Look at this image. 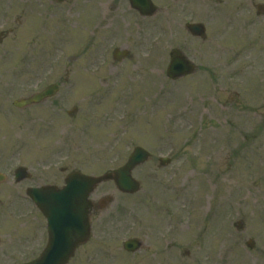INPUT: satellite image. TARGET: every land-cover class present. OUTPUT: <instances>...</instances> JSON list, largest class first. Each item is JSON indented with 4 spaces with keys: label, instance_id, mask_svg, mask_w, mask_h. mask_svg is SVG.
<instances>
[{
    "label": "rangeland",
    "instance_id": "374dc122",
    "mask_svg": "<svg viewBox=\"0 0 264 264\" xmlns=\"http://www.w3.org/2000/svg\"><path fill=\"white\" fill-rule=\"evenodd\" d=\"M76 1L80 13L72 11L57 29L27 19L26 0H0L4 193L13 191L19 166L62 183L61 167L99 176L141 146L152 155L134 172L141 191L124 195L112 182L99 187L93 197L107 194L112 201L103 199L91 241L70 264H264L261 73L233 72L226 63L223 73L219 49L208 51L206 43L201 49L196 40L194 49L204 52L198 64L210 63V72L201 68L173 81L168 47L180 39H167L160 55H147L140 39H124L120 13L109 12L107 5L121 0ZM124 42L135 55L122 64L112 53ZM50 83L61 84L56 97L14 107ZM161 157L171 163L161 166ZM8 198L3 194L0 208L3 252L9 241L38 243L37 230L45 225L35 211L37 219L30 220L25 200ZM134 237L143 248L126 253L123 242Z\"/></svg>",
    "mask_w": 264,
    "mask_h": 264
},
{
    "label": "flooded vegetation",
    "instance_id": "af4514ba",
    "mask_svg": "<svg viewBox=\"0 0 264 264\" xmlns=\"http://www.w3.org/2000/svg\"><path fill=\"white\" fill-rule=\"evenodd\" d=\"M26 2L27 12H29L27 19L34 18L39 22H50L49 24L57 29L64 28L61 24H65L66 17L71 15L72 11L75 12L78 6L76 0H26ZM107 7L110 13H120L124 39L125 36L129 38L130 34L133 38L140 39L143 46L141 50H145L147 55H160L164 48L162 46L168 43L167 39L173 41L180 39L179 45L174 42L172 47H168L169 54L175 55L176 52H180L195 64L197 71L203 68V71L210 72V63L202 62L201 66L198 64L199 57L202 61L204 52L196 51L193 41L199 40L202 43L201 49L204 48V43L208 51L214 47L212 49H216L217 53L219 49L218 66L223 73L224 63L233 72L240 71L244 67L246 70L255 72V76H259L260 72L259 83L261 86L264 85V0H121L120 5L113 3ZM75 13L80 12L77 9ZM116 17L112 16L111 19ZM215 21H217L216 24ZM216 34H218V41L214 37ZM125 48L124 42L120 56L117 50L114 51V56L122 59L124 63L133 59L135 55L130 50H127L125 54V50L128 49ZM74 171L76 170L68 167L62 168V183L44 181V178L36 171L33 173L29 171L26 180L17 182L14 178V182L10 183L13 191L8 193H4L2 189L5 178L0 173V208L3 194L9 197L8 199L25 200L31 207L28 215L30 220H35L37 218L33 217L40 215L45 222V225L37 230H41L38 243H34L31 239L26 246L17 247V241H9L3 252V242L0 237V264L13 263L16 260H20L18 263H25L41 256L49 243L47 220L39 210L37 215L33 214L36 209L33 210L35 206L28 195L32 196L34 188L49 185L63 187L65 179ZM97 200L98 198L93 197L92 218L97 213V209L103 207L102 204L95 203ZM1 223L0 218V232ZM78 250L69 263L79 258Z\"/></svg>",
    "mask_w": 264,
    "mask_h": 264
},
{
    "label": "water",
    "instance_id": "95a60500",
    "mask_svg": "<svg viewBox=\"0 0 264 264\" xmlns=\"http://www.w3.org/2000/svg\"><path fill=\"white\" fill-rule=\"evenodd\" d=\"M193 72V68L185 57L173 58L168 69V75L173 80ZM55 94V87L46 89L40 94H35L28 99L17 103L19 107H24L33 103H39L45 98ZM150 154L138 147L131 155L128 163L117 170L114 175L108 174L100 178L87 177L76 174L67 181V186L62 190L46 189L35 190V192H45V197H36L46 216L49 218V229L51 239L54 242L50 249L37 261L29 264H67L74 250L81 243L88 241L90 237L89 211L91 203L89 195L95 186L104 180H115L118 188L125 192H137L139 183L131 175L133 169L145 163ZM20 171V172H19ZM19 174L25 177V170H19ZM138 240H130L124 247L128 251H136L140 248Z\"/></svg>",
    "mask_w": 264,
    "mask_h": 264
}]
</instances>
